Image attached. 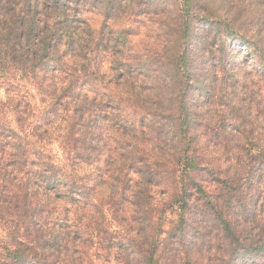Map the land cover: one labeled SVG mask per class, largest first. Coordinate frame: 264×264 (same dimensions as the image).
<instances>
[{
    "label": "clouds",
    "instance_id": "9594fccd",
    "mask_svg": "<svg viewBox=\"0 0 264 264\" xmlns=\"http://www.w3.org/2000/svg\"><path fill=\"white\" fill-rule=\"evenodd\" d=\"M0 264H264V0H0Z\"/></svg>",
    "mask_w": 264,
    "mask_h": 264
}]
</instances>
